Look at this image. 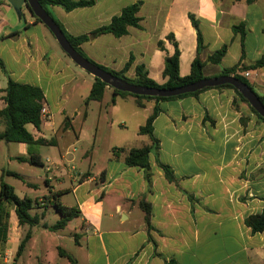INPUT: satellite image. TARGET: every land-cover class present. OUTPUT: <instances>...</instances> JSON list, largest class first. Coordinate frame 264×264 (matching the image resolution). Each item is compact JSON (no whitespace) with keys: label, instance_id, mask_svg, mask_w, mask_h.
<instances>
[{"label":"crops","instance_id":"obj_1","mask_svg":"<svg viewBox=\"0 0 264 264\" xmlns=\"http://www.w3.org/2000/svg\"><path fill=\"white\" fill-rule=\"evenodd\" d=\"M134 4H140V28H129L120 39L110 34L91 36ZM48 10L70 35L89 37L81 48L95 63L121 71L132 55L135 61L126 73L128 78H134L136 67L142 65L157 84L166 82L165 59L175 52L167 40L170 34L181 53L180 75L190 74L198 49L190 15L199 22L206 78L221 76L223 70L237 65L252 67L264 59V0H95L91 7L70 12L58 6ZM239 25L244 27V37L234 31ZM159 42L165 50L158 47ZM223 47L227 52L221 63L209 62ZM0 59L5 68L0 69V110L5 107L2 91L10 78L39 87L54 116L64 88L81 75L48 28L35 22L27 6H22L19 17L8 0H0ZM248 71V83L258 95H264V66ZM107 93L113 95L107 88L104 98ZM119 97L141 110L146 121L155 106L161 109L154 122L159 145L149 155V169L125 164L130 150L152 144L149 136H136L141 147L114 148L115 153L107 150L101 165L95 164L96 171L90 165L71 189L58 190L53 180L63 185L67 164L74 161L58 150L43 180L52 194L68 190L74 195L75 207L65 205L62 195L56 201L76 211L79 223L71 236L78 251L71 255L63 249L62 229L53 232L43 227L39 237L32 229L25 250L35 247L46 255L50 240L73 258L72 264H264V231L253 234L245 224L248 217L264 213V122L228 88L160 103L146 100L143 108L132 96ZM45 127L28 130L36 138L55 141L46 147L59 149L57 136L43 134ZM76 140L80 142L79 136ZM18 145L14 160L28 158L27 146ZM39 153L44 168L41 148ZM84 156L94 159V150ZM46 160L50 162V158ZM160 164L169 167L172 180ZM31 186L35 188V184ZM142 202L150 206L149 223ZM14 226L21 235L22 227L18 222Z\"/></svg>","mask_w":264,"mask_h":264},{"label":"trees","instance_id":"obj_2","mask_svg":"<svg viewBox=\"0 0 264 264\" xmlns=\"http://www.w3.org/2000/svg\"><path fill=\"white\" fill-rule=\"evenodd\" d=\"M41 6L49 13V15L54 19L50 11L48 10L49 7L58 6L63 8L65 11H73L75 9L84 8V7H91L95 5V0H82V1H73V0H38ZM240 1V0H239ZM247 3H253L256 0H245ZM27 9L31 13L29 7ZM140 11V4H134L128 6L122 10V12L113 17L111 22L103 26L91 33V36L98 37L104 34L113 35L115 38L120 39L126 36L129 32V28H140L141 18L138 16ZM35 22L43 24L37 17L33 15ZM55 20V19H54ZM190 20L192 25L197 30L198 34V49L197 55L194 61L191 64V72L188 76L182 77L180 75V57L181 53L178 47L177 42L172 34L167 37L173 46L175 47V52L172 56H167L165 59V66L163 70V77L166 79V82L162 85L157 84L154 80L150 79L148 76V72L146 68L142 65H139L135 69V77L128 78L126 73L131 69L133 63L135 61L134 57L131 55L128 62L125 64L124 68L121 71H114L108 69L104 66H101L94 61L90 60L86 57L83 53L81 46L89 40V37L86 35L81 36H73L70 35L65 31V29L57 22L60 26L62 31L64 32L65 36L69 40L70 44L73 48L79 52L83 57L88 59L93 64L99 66L101 69L105 70L117 76L121 79L126 80L127 82L143 86L147 88H158V89H174L177 87H181L187 84L199 82L206 77L204 76V67L205 62L201 58V53L204 50V43L202 34L199 29V22L194 15H190ZM46 27V26H45ZM243 25L235 26L234 31L236 33H240L243 37L245 35L243 30ZM18 33L12 34L13 37L17 36ZM158 47L161 50H165L164 43L159 42ZM227 52V48L223 47L221 50L216 51L209 57V62L218 65L221 63L223 57ZM67 56V55H66ZM68 57V56H67ZM264 66V59L258 61L252 67H246L237 65L231 69L223 70L221 76H234L238 78L242 82L246 83L250 88L252 86L248 83L247 79L244 78L241 73H244L250 69H258ZM0 67L3 71L4 64L0 59ZM109 88L113 92V99L116 96H132L137 100V104L139 108L144 107L143 101H154L156 103L170 101V100H178L183 99L189 96H197L200 93L210 90V89H232L238 95L240 100L246 103L251 111L258 117L259 120L264 122V118H262L248 103V101L231 85H224L216 88H206L202 91H198L195 93L185 94L178 97L172 98H159V97H146V96H137L132 95L125 92H120L109 87L107 84L102 82L97 78H93V85L90 91V94L87 98V103L89 101H97L102 102L106 89ZM253 89V88H252ZM3 96L2 99L4 101L5 107L0 110V123L4 124V131L0 133V143H15L20 144L23 143L27 146L28 158H20V161L27 162L31 165L36 166H43L41 156L39 153L40 147L52 146L55 144L54 140H46L44 138H36L29 130L28 126H32L35 130L40 131L42 128V122L40 117V112L42 107L45 105V96L43 91L39 87H35L32 85L22 84L13 81L12 79H8L7 87L2 91ZM258 95V94H257ZM262 104L264 105V95H258ZM161 109L158 106H155L153 113L148 117L144 126L140 127L139 135L149 136L151 139V146H145L142 148H135L130 150L128 153L125 164L128 167H137L141 169L148 170L149 165V155L152 150L158 148L159 142L154 137V122L158 115L160 114ZM70 127V126H69ZM116 152V149L113 151ZM160 166L165 170L167 174L168 180H172V175L169 170V167L160 164ZM10 175L16 177L18 179L21 178L20 175L16 173H3L0 182V248L5 249L8 239H9V230H10V213L11 210H14V213L18 220L19 227L28 225L30 230L28 231L25 238L21 241L18 251H17V258L22 255L24 252L27 243L32 237V229L36 227H43L45 229H49L50 231H58L64 229L68 223L75 218L76 211L75 209H68L60 205L56 199L62 195V193L50 194L47 198L49 204L55 205L57 211L61 214L62 218L59 220L55 225L48 226L47 224H41L42 220L45 218L44 213L41 216L32 215L31 212L37 205V201L34 202L29 198H18L13 188L8 185L4 181V175ZM145 214H146V221L149 223L150 219V206L146 202H142L141 204ZM245 224L248 228L251 229L253 234L261 233L264 231V213L260 215H253L248 217L245 220ZM60 255L62 257H66L73 262V258L68 255L64 251H60ZM167 264H177L175 261H170Z\"/></svg>","mask_w":264,"mask_h":264},{"label":"rangeland","instance_id":"obj_3","mask_svg":"<svg viewBox=\"0 0 264 264\" xmlns=\"http://www.w3.org/2000/svg\"><path fill=\"white\" fill-rule=\"evenodd\" d=\"M69 60L71 61L70 58ZM74 66L76 65L74 64ZM76 68L81 75L72 84L64 88L59 100L56 101L53 125L49 128L45 127L43 130L45 136H57L60 142L59 149L40 147L44 152V168L22 161H15L19 145L0 143V182L3 173L10 172L21 175V178L18 179L5 174L4 181L13 188L18 198H29L34 202L37 201V205H35L31 214L41 216L44 213L45 218L41 224L46 223L48 226L55 225L62 218L55 205L48 203L47 198L51 194V189L43 180L47 174L46 169L52 167L53 157L56 154L58 155V150L62 154L67 153L68 160L74 159L73 162L67 164L68 172L62 179L63 185H59L54 180L52 182L56 189L64 190L71 189L76 185L79 174L88 171L90 165L91 170L96 171L95 164L101 165L107 150L112 152L114 148L127 149L130 147L129 145L132 147L143 145L136 136H142L139 135L138 129L139 126L146 123L145 114L136 109L133 104L125 103L123 97L117 96L113 102L111 93H107L102 102L89 101L87 103L92 86L91 75L78 66ZM28 129L32 130V127L28 126ZM3 131L4 124L0 123V133ZM76 136H79L80 142H77ZM93 150L94 159L91 160V157L85 158L84 154L88 153L90 156ZM47 158H50L49 163L46 160ZM49 176L51 177V174ZM31 184H35V188ZM62 201L67 206L75 207L76 205L74 195L68 190L63 192ZM15 222H18V220L13 212L10 241L5 249L0 248V264H72L68 258L60 255V250L57 249L59 244L50 240H48L46 246L48 254L45 255L43 251L42 253L39 252L35 247L33 250L28 247L15 261L18 247L30 230L28 225L22 226V232L20 231L21 235H19L17 229L15 230ZM78 223L79 221L73 218L68 227L62 229L65 239L62 240L61 245L71 255H76L78 251L74 236H71V233L74 235L75 226ZM34 231L39 237L40 233L43 232V228L36 227ZM36 256H40L41 262L37 260ZM5 260L7 261L5 262Z\"/></svg>","mask_w":264,"mask_h":264},{"label":"water","instance_id":"obj_4","mask_svg":"<svg viewBox=\"0 0 264 264\" xmlns=\"http://www.w3.org/2000/svg\"><path fill=\"white\" fill-rule=\"evenodd\" d=\"M14 8L16 14L22 16V6L29 7L31 14L37 17L43 25H45L56 39L63 52L71 59V61L82 70L89 73L92 77L97 78L107 84L109 87L120 92L129 93L137 96L172 98L185 94L202 91L206 88H216L224 85L234 87L249 103V105L264 118V105L262 104L257 93L246 83L242 82L234 76H218L213 78H205L199 82L187 84L174 89H158L138 86L127 82L113 74L106 72L99 66L93 64L88 59L77 52L70 44L64 32L57 22L49 15V13L41 6L38 0H8Z\"/></svg>","mask_w":264,"mask_h":264},{"label":"built area","instance_id":"obj_5","mask_svg":"<svg viewBox=\"0 0 264 264\" xmlns=\"http://www.w3.org/2000/svg\"><path fill=\"white\" fill-rule=\"evenodd\" d=\"M241 75L248 79L250 76H251V72L249 71H246L244 73H241ZM40 117H41V122H42V125H45L47 127H52L53 125V121H52V113L51 111L49 110V108L44 105L41 109V112H40Z\"/></svg>","mask_w":264,"mask_h":264}]
</instances>
